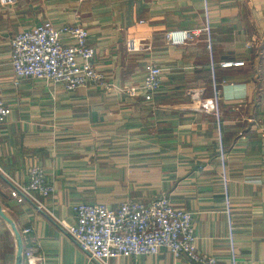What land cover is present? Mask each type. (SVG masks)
<instances>
[{"label": "crops", "instance_id": "1", "mask_svg": "<svg viewBox=\"0 0 264 264\" xmlns=\"http://www.w3.org/2000/svg\"><path fill=\"white\" fill-rule=\"evenodd\" d=\"M46 20L87 28L111 88L16 84L11 40ZM203 25V0H0V96L11 108L0 125V203L19 229L35 228L47 264H100L61 225L75 223L74 205L118 208L164 194L193 213L199 252L230 264L216 124L202 107L213 94L204 35L183 45L166 38ZM210 25L216 60L237 63L218 75L238 264H264V0H210ZM153 63L164 76L149 100L139 85ZM33 165L55 193L20 203L12 191ZM16 251L0 217V264H15ZM118 263L194 264L167 249Z\"/></svg>", "mask_w": 264, "mask_h": 264}, {"label": "built area", "instance_id": "2", "mask_svg": "<svg viewBox=\"0 0 264 264\" xmlns=\"http://www.w3.org/2000/svg\"><path fill=\"white\" fill-rule=\"evenodd\" d=\"M15 0H2L11 4ZM204 25L194 33L176 30L166 34L174 45H183L195 35H204L209 53L210 79L213 94L204 101V111L213 115L216 124V142L222 161V188L224 211L229 220L230 264H238L237 244L232 223V200L230 178L227 171V148L224 140L222 110V81L218 70L237 65L232 61H217L214 54L215 37L210 25V0H203ZM90 34L80 22L55 24L50 20L16 33L12 40L11 65L19 79L31 77L52 85H62L67 90L80 87L109 89L108 76L96 64V49L89 43ZM163 69L156 63L148 66L140 89L152 100L163 81ZM11 114V108L0 96V125ZM26 185H17L12 196L18 202L33 193L49 196L55 186L49 182L41 165H33ZM39 208H43L38 203ZM75 223L61 221L65 231L78 246L100 264H111L112 259L156 255L162 249L176 257L186 256L194 264H218L215 256L200 253L193 213L175 207L165 194L147 201L126 200L118 208L103 203H78L73 207ZM24 243V264H47L41 244L34 239L35 228L30 225L20 228ZM136 264V263H118Z\"/></svg>", "mask_w": 264, "mask_h": 264}, {"label": "water", "instance_id": "3", "mask_svg": "<svg viewBox=\"0 0 264 264\" xmlns=\"http://www.w3.org/2000/svg\"><path fill=\"white\" fill-rule=\"evenodd\" d=\"M0 217H2L10 226L14 237L16 239L17 244V251H16V263L15 264H24V243H23V237L21 234V231L19 227L16 225L13 218L10 216V214L3 208V206L0 203Z\"/></svg>", "mask_w": 264, "mask_h": 264}]
</instances>
